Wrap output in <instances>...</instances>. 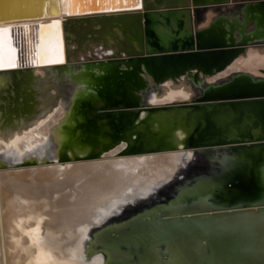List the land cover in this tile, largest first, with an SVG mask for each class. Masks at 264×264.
I'll use <instances>...</instances> for the list:
<instances>
[{
    "label": "water",
    "instance_id": "1",
    "mask_svg": "<svg viewBox=\"0 0 264 264\" xmlns=\"http://www.w3.org/2000/svg\"><path fill=\"white\" fill-rule=\"evenodd\" d=\"M134 2L122 11L112 1L121 11L108 13L95 3L92 14L62 20L64 64L46 67L47 89L28 79L30 66L1 63L0 133L43 118L70 81L84 94L72 99L61 124L59 162L100 157L121 144L130 155L192 150L208 163L218 149L230 150L218 173L187 177L161 201L97 228L82 256L102 255L103 264H264V78L233 72L205 83L248 49L264 52V0ZM208 9L220 13L200 27ZM23 25L36 22L0 28ZM20 70H28L22 78ZM182 77L201 94L188 102H142L144 91L158 95L160 85ZM51 90L54 103L40 109L41 93ZM85 97L89 108L77 101ZM25 155L15 166L37 162L35 152Z\"/></svg>",
    "mask_w": 264,
    "mask_h": 264
},
{
    "label": "bare ground",
    "instance_id": "2",
    "mask_svg": "<svg viewBox=\"0 0 264 264\" xmlns=\"http://www.w3.org/2000/svg\"><path fill=\"white\" fill-rule=\"evenodd\" d=\"M112 1L121 5L122 11L135 7L134 0H0V25L36 22L0 28V64L13 60L15 67L30 66L28 79L37 77L36 87L47 89L46 67L64 64L61 21L92 14L88 10L95 3L98 13L121 11L115 10L119 6L111 7ZM221 11L225 13L224 8ZM219 13L208 9L202 14L200 27L208 26ZM95 54L103 57L105 53ZM260 69L264 70V52L248 49L244 57L221 74L206 78L205 83L226 80L233 72L264 78ZM26 71L16 75L22 78ZM49 82L55 83V79ZM179 83L167 81L158 87V95L152 92L148 98L144 91L142 102H188L201 94L184 77ZM148 85L151 87L150 80ZM64 86V96L55 103L50 95L53 90L41 93L40 109L55 104L43 118L0 133V264H103L102 255L82 256L84 243L97 228L113 218L130 216L152 199L161 201L183 186L187 177L218 173L221 157L232 156L230 150L218 149L208 163L207 157L192 150L130 155L121 153L125 148L121 144L100 157L59 162L64 143L61 124L68 119L72 99L84 94L81 86L70 81ZM175 136L181 141L184 135L176 132ZM26 152H35L37 162L15 166L28 160ZM67 155L74 157L70 152Z\"/></svg>",
    "mask_w": 264,
    "mask_h": 264
},
{
    "label": "rangeland",
    "instance_id": "3",
    "mask_svg": "<svg viewBox=\"0 0 264 264\" xmlns=\"http://www.w3.org/2000/svg\"><path fill=\"white\" fill-rule=\"evenodd\" d=\"M77 101H79V103L80 104H85L88 108L89 107H91L92 106V102L90 103L89 101H90V99L89 98H87V97H85V98H82V99H79V100H77Z\"/></svg>",
    "mask_w": 264,
    "mask_h": 264
}]
</instances>
